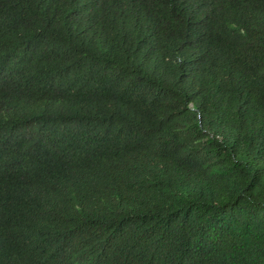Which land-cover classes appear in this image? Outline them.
I'll return each instance as SVG.
<instances>
[{"label":"trees","instance_id":"trees-1","mask_svg":"<svg viewBox=\"0 0 264 264\" xmlns=\"http://www.w3.org/2000/svg\"><path fill=\"white\" fill-rule=\"evenodd\" d=\"M0 264H264V0H0Z\"/></svg>","mask_w":264,"mask_h":264}]
</instances>
